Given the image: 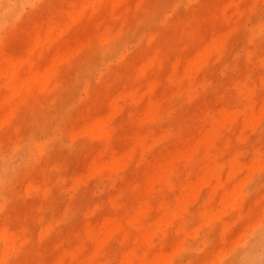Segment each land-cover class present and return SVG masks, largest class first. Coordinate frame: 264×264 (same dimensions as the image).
<instances>
[{
  "label": "rangeland",
  "instance_id": "374dc122",
  "mask_svg": "<svg viewBox=\"0 0 264 264\" xmlns=\"http://www.w3.org/2000/svg\"><path fill=\"white\" fill-rule=\"evenodd\" d=\"M0 264H264V0H0Z\"/></svg>",
  "mask_w": 264,
  "mask_h": 264
}]
</instances>
